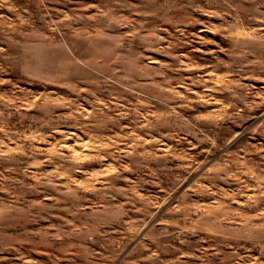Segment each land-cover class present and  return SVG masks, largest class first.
<instances>
[{
	"label": "rangeland",
	"instance_id": "1",
	"mask_svg": "<svg viewBox=\"0 0 264 264\" xmlns=\"http://www.w3.org/2000/svg\"><path fill=\"white\" fill-rule=\"evenodd\" d=\"M0 264H264V0H0Z\"/></svg>",
	"mask_w": 264,
	"mask_h": 264
}]
</instances>
